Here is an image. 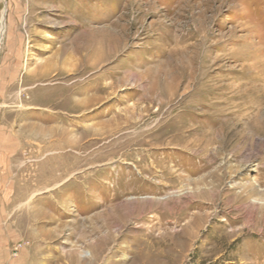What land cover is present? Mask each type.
<instances>
[{"label": "rangeland", "instance_id": "rangeland-1", "mask_svg": "<svg viewBox=\"0 0 264 264\" xmlns=\"http://www.w3.org/2000/svg\"><path fill=\"white\" fill-rule=\"evenodd\" d=\"M4 12L0 212L12 255L24 248L28 264H264V129L226 145L233 125L218 110L180 105L204 101L222 120L239 112L240 131L244 112L258 109L264 122V0H0V28ZM100 40L104 62L79 74ZM59 51L67 73L51 70ZM102 73L116 85L109 98L55 115L69 85ZM119 116L132 123L116 131ZM188 122L201 141L212 132L213 145L181 151L173 128ZM140 138L154 143H132ZM152 245L164 250L158 263Z\"/></svg>", "mask_w": 264, "mask_h": 264}, {"label": "bare ground", "instance_id": "bare-ground-1", "mask_svg": "<svg viewBox=\"0 0 264 264\" xmlns=\"http://www.w3.org/2000/svg\"><path fill=\"white\" fill-rule=\"evenodd\" d=\"M5 13L6 12L3 13L2 18H1V21H2V26L0 28V36H1V38L3 37V35L5 34L6 29H7L6 20H5ZM106 42H110L111 43V42H113V40H106ZM100 43H101V46L94 48L89 54H87V55L82 54L81 59H80V63L82 61V63L85 64V62L86 63L88 62V64H86V66H84V68H82L83 70L81 69L82 71H80L81 73H79V74H82L83 75V74L89 72L91 69L93 70L94 68L98 67L101 63L104 62V58L105 57L103 56V48H102V45L104 44V40H100ZM74 52L77 53V51H75V50H74ZM65 54H66L65 52L62 53V52L59 51V52H56L53 55V58H52L53 59V63H52V69L51 70L61 71V72H64V73H67L68 72L67 69L63 66L64 65V61L66 59L64 57ZM114 69L115 68H110V69L106 70V72H113ZM72 75H75V74H68L67 77L65 78V80L67 81L68 79L72 78L71 77ZM106 78H105V75H103V73H102V74L94 75V78L91 79L92 82L89 85L86 84V85H84L82 87V84L84 83L83 81H77L76 83H73V84L69 85L68 86V90L66 88L67 92H65L64 98L61 101H59V103H55V109H59V112H56L55 115H57L59 118H63L64 115H66V113H69V112H72L74 114H76V113H85L87 110L92 109L93 107H95L98 104H100L102 101H104L107 98H109L115 92L116 85H115V83L113 81H111V82L109 81L108 82L107 80L109 78L108 79H106ZM198 89H199L198 87H195L192 92L196 93V91ZM76 96H77V98H76ZM198 98H199V96H198ZM180 105H181V109H184L186 111H189L192 114H200V115H202V114H207V112L209 110H211V109L218 110V112H220L219 115H218V117H217L218 120L221 121V123H225V122L228 123V122H230L233 125V129L231 130V133H232L234 139L232 138L230 140H227L226 139V135L227 134L226 133L223 134V137H224L223 141L224 142L225 141L227 142V143L225 142L226 145H233V143L236 141L237 136L240 135L239 133L240 132H243L244 130H247V132H249L252 135L253 138L254 137L255 138H260L259 137V134L264 129V122L260 120L261 119V111L258 110V109H257L256 112H254L253 110H251V111H253V112H251V114L244 112L245 113L244 115H246L248 117L246 118L247 120L245 119L246 120V122H245L246 124L244 125V127L240 131V130H238V128L242 125L241 119H243V118H241V116L238 114L239 112H237V114H236V112H232V113L231 112H228L227 115H226L227 116V119L222 120L223 119L222 118V115L223 114L221 113V110L217 106H215V105H208V104H206V102H204V101L202 103H200V104L199 103L198 104H195V101H188L187 102L186 101V97H184L180 101ZM238 106H240V105H238ZM253 108H250V109H253ZM233 111H235V110H233ZM129 119H131V118H124V121L123 122H125L126 125H121L120 120H123V117L121 116L120 118H118L117 120L119 121V123L118 124L116 123L117 125H115V126H117V128H115V130L117 131V129H125L124 127H126V126H128L129 124L132 123V121H130ZM216 124H211L209 127H211V129L214 131V128H215V125ZM221 126H222V124H221ZM173 129H175L176 131H178V134L179 135H177V136L179 137V139H178V141H176V144L181 147L180 148L181 151H187L188 150V151L191 152L197 145H199V144H201L203 142L206 145V147L213 145V143H212L213 141H212V138H211L212 132H206L204 134V137H203L204 140L203 141H201V139L199 138V136L196 135V131L198 130V126L196 125V122H193V123L192 122L191 123L190 122H188V123H182V124H179L178 126H174ZM99 130H101V128L100 129L99 128H96L93 131L92 130L91 131L86 130L85 132L86 133H90V132H97ZM221 130H223V129H221ZM99 132H101V131H99ZM95 141H96V139L93 140V141L92 140L87 141L85 144H83V146H87V145L94 144ZM130 141H131V139L129 138L128 140L124 141L123 144L124 145H127V144L130 143ZM157 142H159V141H157ZM157 142H155V143H157ZM132 143L133 144H138V145H148V144L151 145L154 142L151 141V139L150 140L149 139L148 140H145V139H141L140 138V139H138L136 141L135 140L132 141ZM123 144H122V146H123ZM55 145H57V144H55ZM161 145L162 144L160 143V146ZM201 148H203V147L201 146ZM141 157H142V155H141ZM197 158H199V157H194L195 166L196 165H199L201 163V161H200L201 159H197ZM144 159L145 158L142 157L141 160H140V162H139V164H141L144 161ZM202 160H203V158H202ZM139 167H141V166L139 165ZM201 168H203V166H199L197 169H193V170L194 171H197V170H199ZM166 172H167V170H166ZM135 173H136L135 171H133V172L132 171H129L128 173L123 174L122 177H124L126 175H132L133 176V174H135ZM168 173H170V172H168ZM152 175L153 174H151V176ZM165 176H167V175L166 174H164V176L162 175V178H165ZM120 178H121V176L118 177L117 180H119ZM168 178H170V177H168ZM172 178H175V177H172ZM142 180L148 181L149 178L143 177ZM203 181H205V180H203ZM251 186L252 185L249 184V185L246 186V188L247 187L249 188ZM252 188H253L252 190H254V187H252ZM248 194L247 193L244 194L242 192L240 194H237V196L240 195L239 197L241 199H245V198L249 197ZM251 210H253V209H251ZM249 214L252 216V212L251 211H249ZM185 216H183V217H185ZM148 250H149L148 252H149L150 255H151V253H154L153 257H150L149 256L150 259H151V261H150L151 263H158V262L161 261V259L163 257L162 254L164 253V250L163 249H159V247H155V245H152V246H148ZM177 257H179V256H177ZM174 259H176V258H174Z\"/></svg>", "mask_w": 264, "mask_h": 264}, {"label": "crops", "instance_id": "crops-1", "mask_svg": "<svg viewBox=\"0 0 264 264\" xmlns=\"http://www.w3.org/2000/svg\"><path fill=\"white\" fill-rule=\"evenodd\" d=\"M1 167H3V164L0 162V168ZM7 226V223H5V216L0 212V264H28L27 251L23 250L24 248L20 249L16 255L10 253L9 247L14 239L9 235V227ZM15 245L13 246L14 249Z\"/></svg>", "mask_w": 264, "mask_h": 264}, {"label": "built area", "instance_id": "built-area-1", "mask_svg": "<svg viewBox=\"0 0 264 264\" xmlns=\"http://www.w3.org/2000/svg\"><path fill=\"white\" fill-rule=\"evenodd\" d=\"M23 246V244L22 243H19L17 246H16V250H18L19 248H21Z\"/></svg>", "mask_w": 264, "mask_h": 264}]
</instances>
